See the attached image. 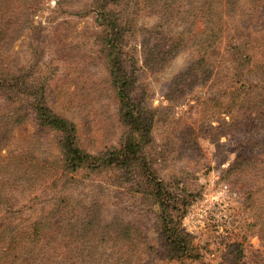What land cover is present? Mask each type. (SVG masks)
<instances>
[{
	"label": "rangeland",
	"instance_id": "1",
	"mask_svg": "<svg viewBox=\"0 0 264 264\" xmlns=\"http://www.w3.org/2000/svg\"><path fill=\"white\" fill-rule=\"evenodd\" d=\"M89 1L0 0V26L6 25L5 35H0V58L3 69L16 71L19 99H23L26 88L42 83L46 90L44 105L77 124L79 147L96 154L117 146L122 128L117 123V106L107 84L97 39L104 22L97 18ZM164 1L134 0L130 10L134 30L124 34V41L134 43L136 51L146 32L165 20L159 16ZM184 2L175 1L171 8L184 11ZM18 10L22 16L13 17L11 11ZM9 15L21 20L15 22ZM238 45L252 56L251 64L264 62V0H239L234 13L225 18L224 33L206 59L214 71H220L216 72L217 79L194 71L187 74L185 84H180L186 79L185 68L192 58L189 51L182 50L159 70H144L136 82L135 95L145 102L140 106L148 105L153 116L145 157L161 180L191 195L180 229L197 249L199 258L192 264H264V164L256 161L252 167L240 163L250 156V148L235 149L237 144H253L252 138L257 135L250 133V140L244 137V127L234 132L230 124L239 121L242 111L218 115L207 104L210 93L229 69L228 46ZM0 103L4 104L2 100ZM258 131L264 137L263 131ZM32 132L31 125H19L13 137L25 143ZM224 132H234L235 137L226 143L227 139L220 137ZM39 149L57 157L53 134L46 135ZM238 155L241 160L236 163ZM45 173L46 177L26 191H21L20 185L7 188L0 217L27 226L50 215L57 200L77 201L83 207H98L100 217L96 216L94 222L105 231V239L101 241V234L90 230L93 224L69 233L67 221L66 228H61L55 217L50 231L61 230L64 235L53 234L54 242L46 246L42 264H62L59 255L65 249L91 253L109 249L108 262L97 255L91 259H99V264H125L127 260L129 264H178L153 259L143 244L119 239V226L132 225L144 233L149 246L159 247L153 210L142 202L130 204L124 188L116 190L124 197L121 199L114 194L115 188H77L54 168ZM113 221L114 226L108 229ZM120 253L125 256L117 261Z\"/></svg>",
	"mask_w": 264,
	"mask_h": 264
},
{
	"label": "trees",
	"instance_id": "2",
	"mask_svg": "<svg viewBox=\"0 0 264 264\" xmlns=\"http://www.w3.org/2000/svg\"><path fill=\"white\" fill-rule=\"evenodd\" d=\"M175 1L182 2L164 1L159 16L165 20H159L146 32L147 35L139 42V51H136L134 43L124 41V34L134 30L131 23L133 13L130 11L134 0L89 1L97 12V18L104 22L97 39L107 84L117 106V123L122 128L118 145L96 154L79 147L77 124L55 115L44 105L46 90L42 83L26 88L20 100L16 71L3 69L0 58V100L4 102L0 103V180H3L0 182V208L6 203L3 195L7 188L20 185V190L26 191L46 177L45 172L54 168V172L58 171L74 187L115 188L114 194L121 199L124 197L116 190L124 188L122 192L130 204L142 202L148 210H153L158 249L149 246L144 233L132 225L119 226V239L143 244L153 259L192 264L199 258L189 236L180 229L191 195L161 180L145 157L153 116L148 105L140 106L144 99L135 95V87L144 70H159L182 50L189 51L192 58L185 68L186 79L180 84H185L187 74L194 71H199L203 77L217 79L220 71H214V66L206 59L220 41L225 18L234 13L239 0H185L184 11L171 8ZM11 15L15 18L22 16L20 10L11 11ZM10 18L15 22L21 20ZM5 32L6 25L0 26V35H5ZM228 47L229 69L220 78L214 92L210 93L207 104L218 115L229 116L233 111H242L238 114L239 121L232 122L231 127L235 133L244 127L247 129L242 134L244 137L248 138L250 133L257 137H251L254 140L251 145L235 143L236 150L244 146L250 148V156L242 158L240 163L252 166V162L258 161L264 164V137L258 131L261 129L264 133V62L251 64L252 56L239 45ZM182 91L180 88L178 93ZM19 125L32 126L28 142L22 143L13 137V131ZM234 132H224L220 137L229 143L230 138L235 137ZM50 133L53 134L57 157L39 149V144ZM238 159L241 160V156L236 157V163ZM10 180L12 182L8 184ZM96 216L100 217L95 205L83 207L77 201L59 199L53 204L50 215L39 217L27 226L13 224L6 217H0V264H42L41 258L48 250L46 246L54 242V235L57 232L64 235L61 230L51 232V222L55 217L59 218L61 228L62 225L66 228L67 221L69 233L93 224L94 229L90 230L101 234L103 241L105 231L95 224ZM107 226L112 228L114 221ZM47 234L50 235L49 240L42 244ZM95 255L108 262L109 249H98L93 253L65 249L59 259L62 264H99V259L91 260ZM123 256L125 253H120L116 260ZM129 263L128 260L125 262Z\"/></svg>",
	"mask_w": 264,
	"mask_h": 264
}]
</instances>
